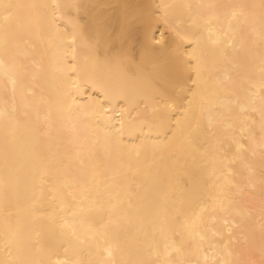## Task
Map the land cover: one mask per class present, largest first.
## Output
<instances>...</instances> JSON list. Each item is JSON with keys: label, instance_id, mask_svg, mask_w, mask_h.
Listing matches in <instances>:
<instances>
[{"label": "bare ground", "instance_id": "bare-ground-1", "mask_svg": "<svg viewBox=\"0 0 264 264\" xmlns=\"http://www.w3.org/2000/svg\"><path fill=\"white\" fill-rule=\"evenodd\" d=\"M9 2L34 5L55 3H82L103 7L89 9L94 15L103 14L108 24L105 35L99 37L101 51H108L113 44L132 53L130 67L120 73L111 71L98 62L91 49L82 45L66 56L59 36L71 28L63 17L58 18L53 27L46 9L27 10L18 22H13V35L9 39L10 62L22 66L23 72L13 84L0 73V110L5 100L11 112L13 104L14 120L5 124L0 119V247L3 246L6 218L9 233L15 232L22 252L37 259H48L55 255L90 264L101 258L108 259L94 243L97 233H104L114 245L110 259L118 264H137L139 261L155 260L159 243L161 224L175 223L184 207L186 193L206 186L207 192H216L222 180L217 179L211 168L202 162V153L180 152L173 149L159 153L155 149L166 145L171 137L163 133H151V140L145 141L138 131H126L123 144L111 146L106 141V130L115 125L119 128L120 118L125 122L137 121L140 114L133 111L140 105V113L150 111L152 101L149 95L154 85L151 77L156 57L144 51L145 31L139 24H131L128 37L120 41V10L108 6L128 5L129 11L136 6L168 3L174 5H255L246 8V13H255L254 34L244 18H240L229 49L230 59L225 61L217 46L202 42L194 53L200 57V67L207 91L229 103L249 89L259 93L258 39L261 0H9ZM200 11H207L206 9ZM226 11H230L226 10ZM188 9H177L176 22L186 27L184 21ZM0 18V27L3 26ZM213 21V24H217ZM152 31L159 38L164 26ZM206 35V33H205ZM187 48V51H184ZM185 60L192 55V47L185 44L178 53ZM0 59H4L3 36L0 33ZM188 75L195 78L192 69ZM71 77V81H69ZM257 81L252 88L248 78ZM187 79V75L185 76ZM76 93L74 108L79 109L72 123L68 121L65 100L69 90ZM190 85V82H189ZM158 87H165L161 83ZM143 101V103H141ZM145 105L147 108H145ZM87 113V115H85ZM107 114L111 121L96 119V114ZM175 115V113H173ZM257 118H258V114ZM97 123L105 124L96 128ZM174 125V121L172 122ZM7 135L10 149L7 188L4 187V144ZM145 135H148L145 133ZM137 151L139 155L137 156ZM49 158L45 166L47 174L36 163V155ZM250 155V154H249ZM255 168L254 186H247L235 194L238 215L235 219L241 227L239 235L254 236L260 240L264 217L261 213L262 192L259 154L251 157ZM133 167L130 169L128 163ZM139 162L137 169L136 162ZM59 162V163H58ZM163 172L167 183L161 188L154 176ZM247 177V172H243ZM112 177L123 183L119 210L113 211L107 196H97L104 191ZM52 181V183H49ZM73 184L70 192L67 184ZM82 192H90L87 198ZM59 193L58 198L54 199ZM112 203H115L113 200ZM64 205V211L61 206ZM68 206L76 213L73 216ZM77 220V237L64 235L66 220ZM177 229L179 225L176 224ZM190 258V257H189Z\"/></svg>", "mask_w": 264, "mask_h": 264}, {"label": "snow or ice", "instance_id": "snow-or-ice-1", "mask_svg": "<svg viewBox=\"0 0 264 264\" xmlns=\"http://www.w3.org/2000/svg\"><path fill=\"white\" fill-rule=\"evenodd\" d=\"M100 5H86L82 3H55L49 5H34L0 0V18L3 26L0 33L3 36L4 59H0V73L12 84L13 90L17 77L22 75L23 68L14 60L10 62L9 39L13 35L12 24L18 22L27 10L46 9L53 27L58 18L63 17L72 26L59 36L66 56L73 54L82 46H88L94 58L111 71L120 73L127 70L132 63V53L113 44L110 50L101 51L99 37L107 32L108 24L103 14H93L89 9L100 8ZM120 10L117 22L119 23L120 41L128 37L131 24H139L145 31L144 51L156 57L151 83L154 85L149 99L152 101L151 110L140 113V105L133 111L140 114V119L125 122L123 116L117 128L113 125L106 130V141L115 147L123 144L122 137L126 131H138L145 141L151 140V133H163L171 137L169 142L155 151L164 153L169 150L180 152L195 150L202 153V162L211 168L217 179L222 183L217 185L216 192H207L206 186L189 190L184 198V207L180 210L179 219L175 223L165 222L159 227V243L157 245L155 260L139 261L137 264H264V225L261 228L259 243L254 236L238 235L236 229L240 223L235 219L238 215V202L235 194L242 192L247 186H254V163L251 157L257 153L260 157L261 184L264 185V0L259 5V93L249 89L241 95L232 92L235 97L229 103L216 96L214 92L207 91L200 67V57L194 53L200 48L202 42H210L217 46L220 55L225 61L230 59L229 49L232 47V37L239 25L240 18L249 25L252 32L257 34L255 28V13H246L244 9L255 8V5H174L168 3L146 4L136 6L135 11H129L128 5L108 6ZM177 9H188L189 15L184 21L186 27H180L176 22ZM206 9L207 11H200ZM230 11H226L229 10ZM217 24H213V21ZM160 25L159 38L152 31ZM206 33V35H205ZM192 47L193 55L185 60L178 53L184 45ZM184 48V51H187ZM192 69L195 78L188 75ZM187 75V79L185 76ZM69 77V81H71ZM190 82V85H189ZM247 82L252 88L257 86V81L248 78ZM164 83L165 87L157 85ZM69 83V90L65 100V111L68 121L75 132L76 125L72 123L79 109L74 108L75 95ZM0 110V119L4 121L6 132L9 123L14 120L13 104L11 112L7 107ZM143 103V101H141ZM145 108L147 106L145 105ZM175 113V115H173ZM258 114V118L257 115ZM87 115V113L85 114ZM105 122L111 121L107 114H96V119ZM174 121V125L173 122ZM105 124L97 123L96 128ZM147 133L148 135H145ZM250 154V155H249ZM139 151H137V156ZM10 149L7 135L4 144V187L7 188L9 172ZM36 163L42 172L50 163L48 157L37 154ZM59 163V162H58ZM131 169L133 163L129 161ZM138 169L139 162H136ZM247 172V177L243 172ZM158 186L163 188L167 183L164 173L158 172L154 176ZM52 183V181H49ZM70 192L74 191L73 184L66 185ZM103 192L97 190V196H107L113 211L119 210L122 181L112 177L106 185H101ZM87 198L90 192H82ZM59 193L54 199L58 198ZM115 203H112V201ZM64 205L61 211H64ZM68 211L75 216L72 207ZM261 213L264 217V192L261 199ZM78 221L66 220L63 227L68 231L64 235L77 237L76 225ZM176 224L179 225L177 229ZM96 246L108 259L101 258L90 264H118L110 259L113 255L114 245L102 232L93 237ZM190 257V258H189ZM0 264H81L80 261L67 257L58 259L52 255L48 259H37L25 255L16 238V233H9L6 218V231L3 246L0 247Z\"/></svg>", "mask_w": 264, "mask_h": 264}]
</instances>
